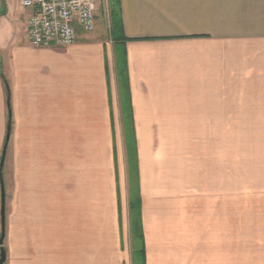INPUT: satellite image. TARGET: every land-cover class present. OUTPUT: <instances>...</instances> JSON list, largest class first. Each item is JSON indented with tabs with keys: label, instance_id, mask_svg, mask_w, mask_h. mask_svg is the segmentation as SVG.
<instances>
[{
	"label": "crops",
	"instance_id": "obj_1",
	"mask_svg": "<svg viewBox=\"0 0 264 264\" xmlns=\"http://www.w3.org/2000/svg\"><path fill=\"white\" fill-rule=\"evenodd\" d=\"M120 3L144 264H264V205L247 201L264 189L232 187L231 142L264 136V0ZM26 9L0 25L2 264H127L117 43L33 46Z\"/></svg>",
	"mask_w": 264,
	"mask_h": 264
},
{
	"label": "built area",
	"instance_id": "obj_2",
	"mask_svg": "<svg viewBox=\"0 0 264 264\" xmlns=\"http://www.w3.org/2000/svg\"><path fill=\"white\" fill-rule=\"evenodd\" d=\"M31 10L27 19L28 41L33 46H66L78 32L95 28L97 13L109 0H19Z\"/></svg>",
	"mask_w": 264,
	"mask_h": 264
},
{
	"label": "rangeland",
	"instance_id": "obj_3",
	"mask_svg": "<svg viewBox=\"0 0 264 264\" xmlns=\"http://www.w3.org/2000/svg\"><path fill=\"white\" fill-rule=\"evenodd\" d=\"M7 0H0V25L7 24V21L14 16L21 17L23 12H27V9L22 6H17L15 8L12 7V10L7 13L6 7ZM15 2L14 0L12 3ZM111 29H112V21L110 15V8H106L104 5L99 9L97 13V19L95 28L90 34H102L104 38L108 41V45L111 48ZM84 33V32H82ZM232 187H234L238 181H241L242 184H246L248 194H251L249 191L263 190L264 184L261 185V182H256L262 178L256 175V172L260 169H264V136L260 135H246V136H232ZM243 145L245 162L239 163L238 161H233L236 157L239 156L238 145ZM263 166L260 168L261 164ZM259 165V166H258ZM259 174V173H258ZM127 179V177H125ZM124 179V178H123ZM125 180V179H124ZM123 180V181H124ZM124 184V182H123ZM238 185V184H237ZM248 208L253 209L254 207L262 208L264 205V199L261 197L250 196L248 197ZM122 207L124 212V247L128 252V262L127 264H132V246H131V228L128 223V213H127V200H122ZM253 213V212H250ZM2 231V224L0 221V235ZM6 232V225H5ZM253 235L252 233H248V238ZM1 251V250H0Z\"/></svg>",
	"mask_w": 264,
	"mask_h": 264
},
{
	"label": "trees",
	"instance_id": "obj_4",
	"mask_svg": "<svg viewBox=\"0 0 264 264\" xmlns=\"http://www.w3.org/2000/svg\"><path fill=\"white\" fill-rule=\"evenodd\" d=\"M110 15L112 21L111 37L116 42V67L118 74L119 93L124 111V123L127 135H125L128 182H129V215L131 228L132 264H144L143 231L141 221V197L139 193V169L135 136L132 131L131 97L129 89V77L127 72V60L123 50V43L128 37L123 35V21L120 0H109ZM7 83V82H6Z\"/></svg>",
	"mask_w": 264,
	"mask_h": 264
},
{
	"label": "water",
	"instance_id": "obj_5",
	"mask_svg": "<svg viewBox=\"0 0 264 264\" xmlns=\"http://www.w3.org/2000/svg\"><path fill=\"white\" fill-rule=\"evenodd\" d=\"M3 163V159L1 161V165ZM1 224H2V231L0 235V245L3 244L5 238V225H6V193L4 189V184L2 183V205H1ZM6 260V251L4 247H1L0 253V264L4 263Z\"/></svg>",
	"mask_w": 264,
	"mask_h": 264
},
{
	"label": "flooded vegetation",
	"instance_id": "obj_6",
	"mask_svg": "<svg viewBox=\"0 0 264 264\" xmlns=\"http://www.w3.org/2000/svg\"><path fill=\"white\" fill-rule=\"evenodd\" d=\"M1 247H2V245H0V250H1Z\"/></svg>",
	"mask_w": 264,
	"mask_h": 264
}]
</instances>
